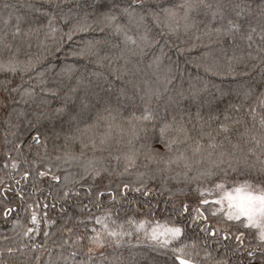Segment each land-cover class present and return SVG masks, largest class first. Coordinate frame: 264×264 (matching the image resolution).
Returning <instances> with one entry per match:
<instances>
[{
	"label": "trees",
	"instance_id": "obj_1",
	"mask_svg": "<svg viewBox=\"0 0 264 264\" xmlns=\"http://www.w3.org/2000/svg\"><path fill=\"white\" fill-rule=\"evenodd\" d=\"M126 2L129 0H0V35L7 32V39L11 42V51L0 50V63L7 62L10 56H14L17 63L15 73L0 71V81L10 80L13 85L27 87L39 79H45L50 87L60 85L62 95L67 87L75 83L77 77L96 81L98 77L93 74L99 73V79L110 88L113 107L118 110L116 120L126 132H130L128 118L132 113L139 116L145 107L154 113L147 133L132 139L131 144L128 143L129 135L114 131L113 139L105 151H86L79 162L68 164L56 159L58 155H63V150L56 151L53 144L63 145L64 135L73 130L77 122L71 127L67 124L61 127L57 123L53 128L48 121L37 123L33 120L30 124L24 117L19 120L13 117L17 127H11L4 122V113L0 112V189H8L6 197L0 194V264H47L49 259L55 260L58 256L61 257L59 264H64V256L68 257L69 264L73 261L76 264L82 260L87 261L85 249L75 248L78 255L72 257L69 253L73 248L58 247L61 236L58 229L66 224L73 229V233L83 234L85 225L80 224L79 220L85 219L89 212L97 216L107 209H111V215L106 221L108 227L117 231L122 228L130 235L121 238L119 247L109 241L108 247L96 249L97 257L100 252H104L108 257L107 264H178L171 251H153L144 238L143 230L139 233L136 231V225L143 220L144 228L150 230L156 223L184 227L187 221L192 225L186 230L188 239L199 234L203 240L204 233L197 227L200 221L189 220V213L196 215L194 208L200 207L213 226L224 227V224L218 223L219 216L209 215L210 205L199 204L201 190H206L204 198L212 201L223 194L214 187L218 183L223 184V191H230L245 180H256L257 173L253 170L244 167L234 169L227 163L215 167L204 162L198 167L201 171L210 172V175L191 179L197 177L194 167L188 173L189 180L186 181L183 175L173 179L175 172L184 171L182 166L178 168L173 165L174 171L167 174L169 178L161 179L162 174L156 169L163 165L150 161L147 155L149 147L164 153L159 139V126L162 122L171 120L173 115L177 120L182 116L191 137L189 144L200 140L206 145L210 136L215 137L219 143L225 135L220 132L219 126L226 112L236 118L251 104L257 107L259 119L257 97L261 89H264V78L259 68L249 75H241L239 69H243V64L230 66L228 58L233 54L239 55L240 48L228 47L215 31L210 30L218 27L219 19L211 21L210 10L204 7L201 0H187L191 8L186 20L183 19L185 0H148L154 9L158 6L175 8L176 19L167 21L174 31L165 27L163 13H160L159 24L147 18L146 28L139 29L123 15H118L116 23L122 24L140 46L125 45L122 42L123 36L114 31L115 24L109 25L104 15L110 9L118 12L112 9L113 3ZM5 4L8 7H4ZM57 4L59 7H56ZM17 17L22 18L21 34L13 39L11 31L17 23ZM49 17L53 18L55 32L47 26ZM5 19L9 20L7 25L4 24ZM76 22L83 24L84 30L72 32L69 38V27ZM145 31L149 40L156 41L151 46L138 39L137 33ZM241 47L245 46L241 44ZM121 50L124 58L117 59ZM157 90L176 96L179 103L165 112L162 107H157L154 96L149 99L146 95ZM97 91L100 96L96 105L84 114L82 122L91 123L107 102L109 94ZM56 104L57 101H53L50 106L55 107ZM240 104H243L241 113L234 112L230 107ZM19 108L22 111L28 110L23 104ZM79 126L82 127L83 123ZM99 130H104L103 125ZM238 130L242 131V128L236 126L229 133L233 142L239 139ZM56 132L60 133L59 141L54 140ZM38 133L39 143H34L32 137ZM45 137H48L47 147ZM178 147L181 150L187 149L185 154L192 156L187 145ZM74 150L78 154L79 145ZM129 155L135 157V165L125 171V156ZM87 159L102 162L103 170L95 180L90 173L84 172L83 164ZM13 163L15 168L12 167ZM41 171L49 172V175L40 177ZM26 172L29 175L25 178ZM52 174L60 177L58 183L51 179ZM66 175L72 181L67 183V187L80 193L79 197L68 201L61 196ZM124 183L133 188L139 187L141 191H128L121 198L118 185L122 187ZM105 186L114 190L117 202H110V197L105 194L100 199L98 209L94 193L97 189H105ZM90 188L92 195L88 194ZM144 191L149 195L144 196ZM80 204L89 207L82 211ZM183 204L188 205V212L181 215L176 209ZM5 209L14 210L6 215ZM33 214L39 224L38 230L29 234V239L23 233L34 227L31 223ZM46 219L54 220L56 226L45 229ZM85 223H88L86 219ZM94 223L93 220L89 227ZM95 226L100 228L99 225ZM241 230L249 233L245 237L246 250L249 241L251 246L258 243L253 238L255 229ZM45 231L49 232L47 238ZM9 247L16 251L9 254ZM209 249L213 256L220 258L217 253L223 251V248L217 250L215 244H210ZM256 255L259 257V251ZM195 259L204 261V253L201 252ZM204 264H210V261H204Z\"/></svg>",
	"mask_w": 264,
	"mask_h": 264
},
{
	"label": "snow or ice",
	"instance_id": "obj_2",
	"mask_svg": "<svg viewBox=\"0 0 264 264\" xmlns=\"http://www.w3.org/2000/svg\"><path fill=\"white\" fill-rule=\"evenodd\" d=\"M204 7L210 10L211 21L219 19L218 27L210 29L215 31L216 34L223 40L224 44L230 48H240V54L229 57V64H243V69H239L241 75H249L251 71L256 68L260 69L261 77L264 78V0H214V2H205L201 0ZM4 7H8L7 4ZM56 7H59L57 4ZM184 17L187 19V13L191 5L185 0ZM112 9H117L114 12L111 9L105 13L104 19L109 25L115 24L114 31L123 36V43L125 45L132 44L139 47L137 39L129 35L124 26L116 23L118 15H123L127 18L128 22L134 23L139 29L146 28L147 18H151L153 23L159 24L160 13L164 14L165 27H169L170 31H174L168 20H175L177 12L175 8L171 7H157L154 9L148 0H129L125 4L113 3ZM40 11V9H38ZM47 15V12L44 13ZM67 19V17H61ZM17 23L13 26L11 35L13 39L21 34V17L16 18ZM9 23L8 19L4 20V24ZM52 32L56 31L53 27V18L49 17L48 25ZM187 26V25H186ZM84 25L76 22L69 27V38L74 31H83ZM139 41L147 46H151L156 41L149 40L147 31L137 33ZM8 33L5 32L0 35V50L11 51V42L7 39ZM243 44L245 47H241ZM124 58L123 50L117 59ZM0 71H10L15 73L17 71V63L14 56H10L8 61L0 63ZM42 75V74H41ZM98 77L93 81L87 77H77L74 84L67 87L62 92V87L53 81L54 85L48 86V81L39 79L37 83L31 86L13 85L10 80L0 81V112L4 113V122L11 126L17 127L13 123V117L20 119L24 117L31 124L33 120L37 123L40 121H48L55 128L57 123L61 125H69L71 127L74 122L77 126L70 132L64 135V143L60 145L54 143L53 147L56 151L63 150V155H58L57 160H63L64 163L71 164L79 162L81 157L85 156L86 151H105L112 139L114 131L125 133L130 136L128 143L131 144L132 139H138L141 133H147L149 125L154 119L153 111L145 107L143 112L137 116L132 113L128 118L130 132H126L116 120L118 110L113 107L110 88L105 86V83L99 79L101 74H93ZM37 88L39 91H37ZM101 90L107 92V102L102 110L98 111L95 118L91 123L82 122L81 118L84 114L95 107L96 102L100 96ZM149 99L155 97L157 107H162L165 112L169 111L174 104L179 103L176 96L166 95L160 91L146 94ZM248 95V94H245ZM53 101H57L55 107H51ZM71 102V107L69 106ZM117 103L119 101L117 100ZM23 104L28 110H20L19 106ZM257 105L260 109L259 119H257V107L248 105L244 108L243 114L238 115L236 118L230 117L227 112L224 120L221 122L219 128L220 132L224 133L223 139L217 143L215 137H209L207 144H202L200 140L193 141L189 144L191 137L188 134V129L183 121V117L179 120L173 115L171 120L164 121L159 126V139L163 146L164 153L158 150L148 148L147 158L150 161H156L163 165L158 167L156 171L161 173V179L167 180L168 173L174 171L173 165L176 167H183V172H175L173 179L183 175L185 180H189V172L195 170L197 177L200 175H210V172L201 171L199 165L204 162L219 167L227 163L230 167L239 168L244 167L253 170L257 173L255 182L245 180L242 183L236 184L230 191H223V184L218 183L214 187L220 189L223 194L220 198L209 201L204 198V192L201 190V199L199 204L210 205L208 212L211 217L219 216L218 223H223L224 227L213 226L205 213L201 211L200 207L193 209L196 215L189 213V220L200 223L197 225L200 232L204 233L203 240L197 234L191 240L186 236V230L192 225L185 221L184 227L177 224L169 226L168 224L156 223L150 230L144 228V221L141 220L136 225V231L139 233L141 230L144 232V238L149 242L148 246L153 250H166L171 251L178 264H204V261H210V264H264V89H261L260 95L257 97ZM236 113H241L243 104L230 105ZM247 117V119H245ZM199 118V117H198ZM210 119H214L210 117ZM83 123V126H79ZM103 125V131L100 127ZM250 125V126H249ZM236 126H240L242 131L238 130L239 139L236 142L230 138L229 133ZM34 143H39V133L32 137ZM48 137H45V146L47 147ZM54 140H60V133L56 132ZM227 143V146L225 145ZM187 145L191 149L192 156L189 157L185 154L186 150H181L179 145ZM79 145V153L75 152V146ZM118 159V157H117ZM125 171L129 167L135 165V157L132 155L125 156ZM15 168V163L12 165ZM84 172L90 173L93 180L100 176L103 170L102 162L93 159H87L83 164ZM29 174L24 173L25 178ZM49 175V172H39L40 177ZM51 179L57 183L60 181L58 175L52 174ZM66 181L65 187L61 192V196L65 201L72 200L73 197H79L80 193L74 191L72 188L67 187V183H72L69 177H64ZM78 183L79 181H75ZM143 182L141 181V184ZM121 198L126 196L128 191L140 192L141 188L131 187L130 184L124 183L119 187ZM8 189H0V194H4ZM89 195H92L91 188ZM107 194L110 197V202H117V197L114 190L110 186H105V189H97L94 193L96 197V206L99 209V202L101 197ZM15 195H21L16 193ZM144 196H148L147 191L143 192ZM131 203V201H129ZM59 203V201H57ZM219 207L216 208L215 206ZM226 205V208H225ZM55 206V205H54ZM80 209L88 208V205L80 204ZM10 210L5 209L7 215ZM181 215L188 212V205L183 204L181 208L176 209ZM111 215V209L103 211L102 215L93 216L89 212L85 219H80L79 223L85 225L83 234L73 233V229L64 226L58 230L61 232L59 237V248H73L74 250L69 253L70 256L75 257L78 252L75 248L85 249L87 261H80L79 264H107L108 257L104 252L97 255L96 249L106 248L109 246V241L114 243L117 247L120 246L121 238L126 233L121 228L120 231L110 229L106 223ZM94 220V225L89 227V224ZM14 224L16 222H13ZM31 223L34 227L28 228L23 235L31 239L30 233L38 230L39 221L36 215L31 216ZM45 229L54 228L56 222L54 220L44 221ZM95 225H99L97 228ZM241 229L253 230L255 229L254 239L258 241L255 246H251L248 242L246 250L245 237L249 233ZM91 233V234H89ZM45 237L49 236V232H44ZM139 240V236H138ZM203 244V246H201ZM210 244H215L216 249L223 248V251L218 252L219 259L213 256L212 251L209 249ZM75 246V247H74ZM35 247V244H33ZM15 249L9 247L7 252L12 254ZM259 251L260 255L257 257L256 252ZM204 253V261L195 259L200 253ZM61 257L58 256L55 260L49 259L47 264H59ZM64 264H69L68 257H63ZM72 264H76L75 261ZM156 264V262H152Z\"/></svg>",
	"mask_w": 264,
	"mask_h": 264
},
{
	"label": "rangeland",
	"instance_id": "obj_3",
	"mask_svg": "<svg viewBox=\"0 0 264 264\" xmlns=\"http://www.w3.org/2000/svg\"><path fill=\"white\" fill-rule=\"evenodd\" d=\"M225 208H226V205H225Z\"/></svg>",
	"mask_w": 264,
	"mask_h": 264
}]
</instances>
